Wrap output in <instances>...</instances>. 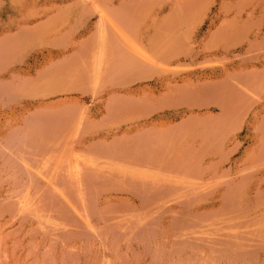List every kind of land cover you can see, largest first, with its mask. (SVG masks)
<instances>
[{"label": "rangeland", "instance_id": "1", "mask_svg": "<svg viewBox=\"0 0 264 264\" xmlns=\"http://www.w3.org/2000/svg\"><path fill=\"white\" fill-rule=\"evenodd\" d=\"M0 264H264V0H0Z\"/></svg>", "mask_w": 264, "mask_h": 264}, {"label": "bare ground", "instance_id": "2", "mask_svg": "<svg viewBox=\"0 0 264 264\" xmlns=\"http://www.w3.org/2000/svg\"><path fill=\"white\" fill-rule=\"evenodd\" d=\"M206 188V187H205Z\"/></svg>", "mask_w": 264, "mask_h": 264}]
</instances>
